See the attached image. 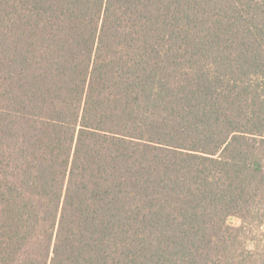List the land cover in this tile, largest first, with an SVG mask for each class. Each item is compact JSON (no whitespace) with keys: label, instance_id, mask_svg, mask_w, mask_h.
<instances>
[{"label":"trees","instance_id":"obj_1","mask_svg":"<svg viewBox=\"0 0 264 264\" xmlns=\"http://www.w3.org/2000/svg\"><path fill=\"white\" fill-rule=\"evenodd\" d=\"M0 264H264V0H0Z\"/></svg>","mask_w":264,"mask_h":264},{"label":"rangeland","instance_id":"obj_2","mask_svg":"<svg viewBox=\"0 0 264 264\" xmlns=\"http://www.w3.org/2000/svg\"><path fill=\"white\" fill-rule=\"evenodd\" d=\"M234 223H235V224H238V222H237V221H234Z\"/></svg>","mask_w":264,"mask_h":264}]
</instances>
